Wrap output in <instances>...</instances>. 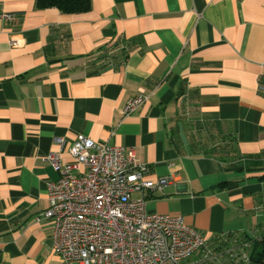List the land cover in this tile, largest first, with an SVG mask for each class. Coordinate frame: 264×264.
<instances>
[{
  "label": "crops",
  "instance_id": "crops-1",
  "mask_svg": "<svg viewBox=\"0 0 264 264\" xmlns=\"http://www.w3.org/2000/svg\"><path fill=\"white\" fill-rule=\"evenodd\" d=\"M89 1L64 13L0 0L13 15L0 17V264H64L34 217L58 177L46 154L63 137L69 160L77 134L167 176L146 208L182 215L207 247L264 235V0ZM229 136L238 157L211 156ZM204 251L187 264L218 263Z\"/></svg>",
  "mask_w": 264,
  "mask_h": 264
},
{
  "label": "built area",
  "instance_id": "built-area-1",
  "mask_svg": "<svg viewBox=\"0 0 264 264\" xmlns=\"http://www.w3.org/2000/svg\"><path fill=\"white\" fill-rule=\"evenodd\" d=\"M0 17L11 20L13 15ZM145 98L141 94L128 99L123 113L134 111ZM54 142L58 149L45 159L58 177L47 182L48 206L34 219L51 222L52 248L64 264H187L201 249L206 261L218 259L219 253L209 250L205 236L182 215L146 208L147 195L161 190L169 178H148V167L136 159L133 147L77 134L66 161L64 138ZM135 192L141 195L133 197ZM243 250L237 255L245 262ZM226 252L235 261L233 248Z\"/></svg>",
  "mask_w": 264,
  "mask_h": 264
},
{
  "label": "trees",
  "instance_id": "trees-1",
  "mask_svg": "<svg viewBox=\"0 0 264 264\" xmlns=\"http://www.w3.org/2000/svg\"><path fill=\"white\" fill-rule=\"evenodd\" d=\"M34 4L37 8H48V7H55L59 11L64 13H81L85 12L90 8V1L89 0H33ZM216 148L218 149H212L210 150L209 154L214 157H218L222 159L223 161L229 160L233 162L234 159H236V156L234 154L235 152V137L229 136L228 138L222 139V142L217 143ZM233 239L230 238L229 240H224L223 244L226 245V247L232 241ZM235 242L230 247L233 248V252L237 255L241 253L243 250V244L246 243L247 246L244 247L245 253H246V261L245 262H235L232 260L225 249L221 248V246H218L213 249V251L217 250H225L224 253H226L227 260L224 262L220 261L221 253H219L217 264H264V235L258 237V238H251V237H244L243 240H238L234 238ZM241 246V247H240ZM229 247V248H230ZM228 248V247H227ZM238 248V250L236 249ZM241 248V250H239ZM228 261V262H227Z\"/></svg>",
  "mask_w": 264,
  "mask_h": 264
},
{
  "label": "rangeland",
  "instance_id": "rangeland-1",
  "mask_svg": "<svg viewBox=\"0 0 264 264\" xmlns=\"http://www.w3.org/2000/svg\"><path fill=\"white\" fill-rule=\"evenodd\" d=\"M231 243L234 244V243H236V242H235V241H231ZM232 244H229L227 247L229 248ZM208 248H209V250L213 251V248H210V247H208ZM228 248H227V249H228ZM214 252L216 253V252H218V251H215V250H214ZM234 254H235V253L232 252V255H233L232 257L235 259L236 262H238V261L244 262V261H242L243 259L241 258V256L236 255V254H235V256H234ZM221 258L223 259V257H221ZM221 258H220V260H221ZM227 259H228V258H227ZM241 259H242V260H241ZM216 260H217V259H216ZM207 261H208V260H207ZM217 261H218V260H217ZM218 263H219V262H218ZM209 264H210V261H209Z\"/></svg>",
  "mask_w": 264,
  "mask_h": 264
}]
</instances>
